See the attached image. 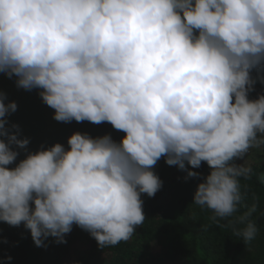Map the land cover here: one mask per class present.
<instances>
[{
    "label": "clouds",
    "instance_id": "9594fccd",
    "mask_svg": "<svg viewBox=\"0 0 264 264\" xmlns=\"http://www.w3.org/2000/svg\"><path fill=\"white\" fill-rule=\"evenodd\" d=\"M253 69H264V0H0V72L41 89L57 121L125 134L76 131L67 149L41 147L9 168L29 139L9 128L17 103L0 93V221L23 223L37 246L66 243L74 224L101 248L126 242L146 218L141 194L162 187L164 157L188 177L206 162L194 204L251 242L259 198L245 204L240 178L253 169L235 161L264 151Z\"/></svg>",
    "mask_w": 264,
    "mask_h": 264
},
{
    "label": "trees",
    "instance_id": "16d2710c",
    "mask_svg": "<svg viewBox=\"0 0 264 264\" xmlns=\"http://www.w3.org/2000/svg\"><path fill=\"white\" fill-rule=\"evenodd\" d=\"M252 76L256 82L249 98L255 99L264 94V69L253 70ZM16 79L0 72V93L6 94V103H17L16 111L7 116L8 126L16 131L11 126L18 125L20 138L29 139L26 148L13 145L18 153L38 151L41 147L47 149L56 143L67 149L68 139L76 131L92 137L111 134L118 142L125 135L107 122L57 121L55 110L43 102L41 89L19 88ZM22 159L19 154L13 165ZM158 163L168 199L161 202L146 193L141 194L146 218L128 241L101 248L89 231L78 226L65 235L66 243H54L56 238L49 236L44 241L45 246H37L30 230L21 223L19 227L10 225L5 229L0 264H200L194 249L196 243H210L219 256L207 257L210 264H264V184L259 180L264 173V162L251 165L250 179L240 178L241 190L246 191L245 204L251 206L253 198H259L257 211L251 217L258 231L255 239L247 244L233 235L232 227L228 226L231 217L213 220L212 210L194 204L198 184L211 171L206 162L192 169L200 174L196 177H188L185 170L180 173L179 167L168 165L164 157ZM246 210L240 208V212ZM9 256L11 261L7 260Z\"/></svg>",
    "mask_w": 264,
    "mask_h": 264
},
{
    "label": "rangeland",
    "instance_id": "374dc122",
    "mask_svg": "<svg viewBox=\"0 0 264 264\" xmlns=\"http://www.w3.org/2000/svg\"><path fill=\"white\" fill-rule=\"evenodd\" d=\"M253 70H257V69H253ZM260 70H263V69H260ZM34 151H30V152H34ZM28 153L29 152H27V151L21 150L19 154H20L21 158H25ZM245 159L248 160L250 165L262 163V162H264V151L259 150V149H251L248 156H246L245 158H237L235 162L237 164H242V163H244ZM18 163L19 162H16L14 165L16 166V164H18ZM14 165L12 163V164L8 165V167L14 168L15 167ZM174 166L177 169V166L176 165H174ZM154 171L159 176V178L162 180V187L152 197L155 198L156 200L163 202V201L167 200L168 197L165 196L166 194L164 193V190H163V175H162L161 167L159 166L158 162L154 166ZM179 171H180V173L184 172V170H181V169H179ZM192 225L194 226V224H192ZM9 226L10 225L8 223L0 221V251L5 246V237H4L3 233L5 232V229H7ZM77 227H78V225L74 224L72 227V230H74ZM54 243H56V240L54 241ZM194 249H195V254H196L197 260L200 264H210V262L209 263L207 262V257H209V256L219 257V256L215 255V253L213 252L210 243H204L202 245H199L196 243V244H194Z\"/></svg>",
    "mask_w": 264,
    "mask_h": 264
}]
</instances>
